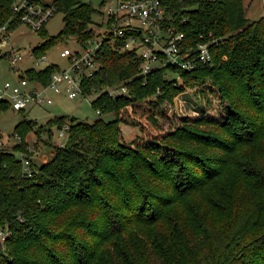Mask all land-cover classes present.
Returning <instances> with one entry per match:
<instances>
[{
    "label": "trees",
    "instance_id": "obj_1",
    "mask_svg": "<svg viewBox=\"0 0 264 264\" xmlns=\"http://www.w3.org/2000/svg\"><path fill=\"white\" fill-rule=\"evenodd\" d=\"M53 2L65 25L34 56L61 39L81 47L98 39L89 4ZM161 3L187 46L212 40L211 61L191 71L156 66L141 76L124 38H102L99 68L81 84L83 94L98 92L94 109L113 118L22 120L14 128L19 142L0 150V227L7 231L0 264H264V14L250 20L243 0ZM13 17L11 0H0V24ZM55 70L19 76L46 84ZM206 80L220 113L181 116L164 129L160 104ZM107 87L125 93L110 96ZM7 106L0 102V110ZM123 124L136 129L131 140ZM64 125L59 146L52 129ZM30 132L47 135L50 158L33 161ZM16 154L29 160L30 176Z\"/></svg>",
    "mask_w": 264,
    "mask_h": 264
},
{
    "label": "built area",
    "instance_id": "obj_2",
    "mask_svg": "<svg viewBox=\"0 0 264 264\" xmlns=\"http://www.w3.org/2000/svg\"><path fill=\"white\" fill-rule=\"evenodd\" d=\"M11 10L14 17L0 24V49L8 46L11 21L15 20L17 24L22 23L40 31L56 12L57 6L53 0L45 3H42V0H11ZM101 13L106 18L101 24H105L107 29L100 38L96 35L94 38L98 39L90 41L81 51H71L68 48L60 51V56L67 57L69 61L68 68L53 71L46 84L22 76L13 80L0 78V102L9 103L15 110L20 111L30 103L52 104L53 98L48 91L64 94L68 98L83 94L82 80L98 70L97 51L102 38L110 35L114 38H124V48L136 51L141 76H145L156 66H171L191 71L197 63L211 61L208 47L212 40L197 42L194 47L187 46L184 32L168 23L161 0H115L106 5ZM17 50L10 45L9 50L3 54L10 59L13 67L21 58V52ZM177 81L180 82L179 77ZM106 91L110 96L125 93L123 88L117 90L107 87ZM96 112L99 113L98 110ZM67 128L68 126L64 125L54 131L55 143L59 146L65 144ZM15 137L19 139L17 133ZM1 147L2 143L0 149ZM20 160L23 175L30 176L29 160L22 155ZM6 236V229L0 227V244H3Z\"/></svg>",
    "mask_w": 264,
    "mask_h": 264
},
{
    "label": "rangeland",
    "instance_id": "obj_3",
    "mask_svg": "<svg viewBox=\"0 0 264 264\" xmlns=\"http://www.w3.org/2000/svg\"><path fill=\"white\" fill-rule=\"evenodd\" d=\"M49 2L52 0H43ZM89 4L94 12L91 15L90 27L94 29L96 37L100 38L107 29L105 24H101L106 18L101 13L104 7L112 4L115 0H81ZM246 16L250 20L258 19L264 14V0L243 1ZM65 14L57 10L46 22L42 32L31 29L25 24H18L9 33L8 46L0 49V78L15 79L28 69H43L46 66L56 65L60 69H66L69 66L67 57L60 56V51L68 48L71 51H81L82 47L73 39L66 38L52 44L44 53L43 57L34 56L32 49L44 42L47 38L56 36L65 25ZM10 45L21 52V58L14 64L5 54ZM3 55V56H2ZM183 85V81L179 82ZM209 81L197 84L194 87H184V90L178 93L172 102L164 100L157 108L160 122L164 129L171 128L179 123L181 116H190L191 118L200 115L201 111L212 116L220 113V104L216 96V91L209 88ZM105 89H102L104 91ZM214 90V91H213ZM53 98L52 104L38 105L30 103L24 110L17 111L12 106H7L0 110V143L1 149L9 150L19 139L15 137L14 128L22 120H34L38 125H42L49 118L58 115L74 117L77 120L92 122L98 117L105 120L113 118L111 113L99 114L91 105L98 92L92 91L90 94H79L74 98H68L64 94H57L48 91ZM123 136L126 140H131L137 135L136 129L131 125L123 124ZM54 128L50 141L55 143ZM43 138L47 135L42 134V140L30 132L27 139V148L31 151V158L36 162H43L51 157L52 148L46 147ZM0 149V150H1ZM18 155V154H16ZM20 158V155H18Z\"/></svg>",
    "mask_w": 264,
    "mask_h": 264
}]
</instances>
